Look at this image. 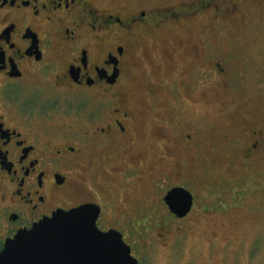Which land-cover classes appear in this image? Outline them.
I'll list each match as a JSON object with an SVG mask.
<instances>
[{
	"label": "flooded vegetation",
	"instance_id": "obj_1",
	"mask_svg": "<svg viewBox=\"0 0 264 264\" xmlns=\"http://www.w3.org/2000/svg\"><path fill=\"white\" fill-rule=\"evenodd\" d=\"M246 3L264 0H148L116 8L98 0H0V252L18 232L86 204L99 207L97 226L121 232L132 251L126 239L142 234V220L238 210L264 173V121L216 127L208 142L213 161L205 164L204 129L177 119L175 109L156 111L151 76L141 91L132 86L138 70H154L170 99L177 92L193 101L195 85L202 98L208 83L232 88L234 63L210 52L213 36L185 45L167 35L196 21L214 34ZM164 45L166 59L158 60ZM188 45L193 59L183 50ZM238 168L250 170L241 181L253 176V187L233 179ZM194 170L204 174L208 203L200 205L189 185ZM175 187L193 195L185 216L165 201Z\"/></svg>",
	"mask_w": 264,
	"mask_h": 264
},
{
	"label": "rangeland",
	"instance_id": "obj_2",
	"mask_svg": "<svg viewBox=\"0 0 264 264\" xmlns=\"http://www.w3.org/2000/svg\"><path fill=\"white\" fill-rule=\"evenodd\" d=\"M98 1L116 8L119 5L133 6L148 0ZM151 1L157 5L170 6L183 0ZM173 29L175 31L167 36L170 39H174L175 36L186 39L185 45L189 38L198 42L201 37L213 36L216 49L211 45L210 52L216 51L217 56L225 55L234 63L232 70L234 82L233 85L230 83L232 88L224 89L221 84L212 87L208 83L207 88L204 87L206 97L202 98L199 94L201 88L195 85L191 93L194 95L193 101L177 92L170 99L167 89L154 76V70L149 74L138 70L132 88L136 93L137 90L141 91L146 77L151 76L152 94L149 98L155 102L156 111L162 114L172 108L176 110V118L185 120L186 125L191 123L200 125L201 129H204L203 137L207 138H205L207 148L201 155L204 160H201L209 164L214 156L208 145L209 134L216 127L223 122H241L244 119L264 121V5L249 8L246 3L238 10L235 18L216 25L213 28L214 34L211 28L203 29L201 23L197 21L187 24L185 32ZM166 46L161 49V54L157 53L158 60L166 59L164 55L166 56L169 51ZM183 50L193 59L191 55L193 50L189 45ZM152 65L156 67L155 63ZM177 70H179L177 74L187 75L184 65ZM142 93L146 97L144 100H147L145 92ZM209 167L218 169L215 165ZM169 170L170 168H167V171ZM246 171L252 174L250 170L242 171L240 168L232 169L231 174L235 175L233 179L239 177L241 181ZM261 171H264V168ZM199 174L198 176L197 170L192 171L193 185L198 184L199 189L191 183L189 185L197 192L201 205L208 203L209 200L206 195L203 196L205 193L200 188L199 178L202 176L204 179V174L201 172ZM250 178L254 177L244 179L241 184L245 183L248 186L252 184L253 187L255 183L247 181ZM255 179L258 182L257 187L239 198L236 211L227 210V214L210 217L203 215L202 211L197 213L196 210L195 214L184 220H142L144 227L140 229L142 234L136 238L128 236L126 239L132 245L133 255L139 258L142 264H264V173ZM203 188L206 189L205 186Z\"/></svg>",
	"mask_w": 264,
	"mask_h": 264
},
{
	"label": "water",
	"instance_id": "obj_3",
	"mask_svg": "<svg viewBox=\"0 0 264 264\" xmlns=\"http://www.w3.org/2000/svg\"><path fill=\"white\" fill-rule=\"evenodd\" d=\"M165 201L174 213L185 216L193 195L175 187ZM98 216L99 207L93 204L56 212L8 239L0 252V264H139L121 232L97 226Z\"/></svg>",
	"mask_w": 264,
	"mask_h": 264
}]
</instances>
